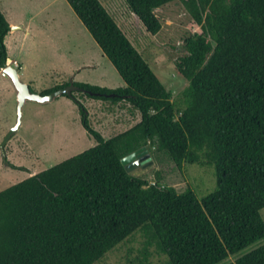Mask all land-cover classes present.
<instances>
[{
  "label": "trees",
  "instance_id": "1",
  "mask_svg": "<svg viewBox=\"0 0 264 264\" xmlns=\"http://www.w3.org/2000/svg\"><path fill=\"white\" fill-rule=\"evenodd\" d=\"M64 1L125 84L74 82L75 93L124 102L140 119L105 140L80 98L62 95L95 145L0 191V264H95L137 232V264H150V248L168 264H264V0H124L151 35L154 10L172 1L200 27L176 65L188 83L178 101L99 0ZM9 31L0 11V69ZM142 146L178 169L212 165L215 190L199 200L129 175L120 159Z\"/></svg>",
  "mask_w": 264,
  "mask_h": 264
},
{
  "label": "rangeland",
  "instance_id": "2",
  "mask_svg": "<svg viewBox=\"0 0 264 264\" xmlns=\"http://www.w3.org/2000/svg\"><path fill=\"white\" fill-rule=\"evenodd\" d=\"M99 2L171 93L173 101H178L188 83L177 73L176 65L186 55L185 40L199 34L200 27L178 1L154 10L161 23L156 35L146 32L124 0ZM0 11L10 26L4 41L8 58L19 64V75H25L19 77L20 81H31L32 92L40 94L56 84L70 82L106 89L125 87L64 0H0ZM9 66L13 67L11 63ZM74 94L88 113L90 127L105 140L128 130L140 119L139 113L124 102L114 104ZM16 121V89L1 70L0 143ZM94 145V139L81 126L77 105L70 99L60 96L44 103L27 100L21 109L20 126L4 146L7 164L3 163L0 150V191ZM146 149L150 161L139 163L129 175L172 187L178 193L189 188L199 200L215 190L216 174L212 165L183 164L178 169L155 146H146ZM260 215L264 221V208ZM142 242L137 232L95 264H137ZM262 242L254 243L239 255ZM150 252V264H168L166 257L154 248ZM234 259L232 256L228 261Z\"/></svg>",
  "mask_w": 264,
  "mask_h": 264
},
{
  "label": "water",
  "instance_id": "3",
  "mask_svg": "<svg viewBox=\"0 0 264 264\" xmlns=\"http://www.w3.org/2000/svg\"><path fill=\"white\" fill-rule=\"evenodd\" d=\"M2 74L8 77L12 81L16 89V93H17V121H16V124L14 125V127L11 128V130L7 132L2 142L0 143V150L2 151V155L4 156L5 155L4 153L5 144L11 138L12 134L15 133L20 126L21 109L25 101L29 100V101L39 102V103L50 102L54 98L62 96L64 94L67 96H71L72 92L79 91L80 89L74 86L73 82H70L67 86L61 89H57L46 95H40V94H36L32 92V90L27 84L20 81L18 73L15 68L9 65H6L2 69ZM88 94H92V93L88 92ZM149 161H150V157L146 149V146H142L138 148L137 150L133 151L132 153L120 159L121 165L124 167L125 172L128 174L133 170V168L139 165V163L141 162L147 163Z\"/></svg>",
  "mask_w": 264,
  "mask_h": 264
},
{
  "label": "crops",
  "instance_id": "4",
  "mask_svg": "<svg viewBox=\"0 0 264 264\" xmlns=\"http://www.w3.org/2000/svg\"><path fill=\"white\" fill-rule=\"evenodd\" d=\"M9 63H11L12 65H13V68H15L16 69V71H17V73H18V69L20 68V66H19V64L18 63H16L15 61H11L9 58H8V60H7V62H6V65H9ZM15 64V65H14ZM12 67V66H11ZM2 69H0V71H1ZM18 76L19 77H21V76H25L24 74L23 75H19V73H18ZM6 77V76H5ZM8 78V77H7ZM20 79V78H19ZM25 82V84H27L29 87L31 86V81L29 82V81H24ZM23 82V83H24ZM62 85H64V84H62ZM56 86H61L60 84H56V85H54L53 87H50V88H48V89H44V91H41V93H40V95H44V93L46 92V91H49V90H51V89H53L54 87H56ZM30 89H31V87H30ZM32 90V89H31ZM60 97V96H59Z\"/></svg>",
  "mask_w": 264,
  "mask_h": 264
},
{
  "label": "flooded vegetation",
  "instance_id": "5",
  "mask_svg": "<svg viewBox=\"0 0 264 264\" xmlns=\"http://www.w3.org/2000/svg\"><path fill=\"white\" fill-rule=\"evenodd\" d=\"M3 157V163L4 164H7V160H6V157H5V155L4 156H2ZM12 167V166H11Z\"/></svg>",
  "mask_w": 264,
  "mask_h": 264
}]
</instances>
